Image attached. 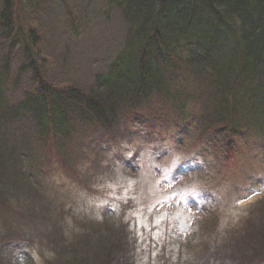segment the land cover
Listing matches in <instances>:
<instances>
[{"label": "rangeland", "instance_id": "obj_1", "mask_svg": "<svg viewBox=\"0 0 264 264\" xmlns=\"http://www.w3.org/2000/svg\"><path fill=\"white\" fill-rule=\"evenodd\" d=\"M105 2L30 1L44 43L35 67L49 82L56 74L61 89L75 87L87 94L95 89V79L108 73L124 48L125 22L118 12L106 22ZM15 4L20 17L14 27L17 40L7 67L0 53V70L5 66L8 78L6 84L0 77V86L11 87L15 80L19 86L12 95L5 93L3 114L18 102L13 97L21 100L31 82L30 73L22 75L20 69V51L31 44L26 17L30 7L26 2ZM176 76L205 88L187 70ZM173 109L163 100L142 112L152 122L163 118L167 123L176 117ZM11 123H0V148L4 153L5 147L18 148L23 157L25 151L27 159L19 172L32 174L24 184L26 192L20 191L23 204L14 206V212L0 207V248L8 238L14 240L6 244L8 251L2 249L7 259L13 251L18 264H59L74 249L70 242L92 247L96 240L88 238L93 229L109 226L114 228L109 233L114 235L111 246H124L115 264H204L212 261L209 249L215 250L218 263L245 264L247 255L236 261L232 257L243 252L244 246L237 251L243 235L259 228L264 206L262 152L252 149L227 162L173 127L150 130L121 124L106 131L82 128L84 133L56 145L50 138L39 139L32 125ZM192 163L200 173H189ZM5 168L16 170L12 163ZM41 193L44 199L38 198ZM46 211L49 219L41 216ZM252 260L251 264H261L264 257Z\"/></svg>", "mask_w": 264, "mask_h": 264}, {"label": "trees", "instance_id": "obj_2", "mask_svg": "<svg viewBox=\"0 0 264 264\" xmlns=\"http://www.w3.org/2000/svg\"><path fill=\"white\" fill-rule=\"evenodd\" d=\"M18 1L30 7L26 17L31 44L29 50L20 51V69L24 71L22 75L30 73L31 82L23 99L13 97L18 102L10 105L5 114L0 109V123L14 125L21 121L22 126L32 125L39 139L50 138L55 144L71 139L77 132L84 133L82 128L106 131L115 124L150 130L173 127L181 136L197 139L205 150L219 154L227 162L252 149L264 154V0H106V22H112L116 12L124 19V48L108 73L99 75L95 89L87 94L75 87L61 89L56 74L49 82L35 67L44 43L39 36L42 27L33 20L31 0H0V53L5 56L0 57L5 66L12 62L11 57L8 63L9 54L17 40L14 27L20 19L15 9ZM5 66L0 77L8 84ZM184 70L202 81L205 88L177 78L176 74ZM17 83L15 80L13 86L3 89L0 86V105L5 93L17 92ZM163 100L171 103L176 117L167 123L163 118L152 122L142 112L143 107L147 109ZM132 122L135 123L129 124ZM1 149L0 207L14 212L20 202L23 204L20 191L26 192L24 184L32 172H19L27 159L25 151L23 157L18 148L9 151L5 147V153ZM9 163L16 170L8 172L5 166ZM192 165L195 167L190 174L197 170V165ZM12 198L15 199L10 201ZM38 198L44 199L45 195L41 193ZM41 216L49 219L47 211ZM259 218V228L243 235L238 250L233 246L239 252L244 246L238 257H232L234 261L242 255L248 256L242 259L245 264H251L252 258L263 259L264 206ZM113 231L109 226L103 230L94 228L88 238L96 240L92 247L70 242L74 249L59 264H115L124 246H111L114 235L109 233ZM13 242L8 238L5 248H0V264H18L13 251L8 259L2 251ZM209 251L212 261L204 264H223L218 263L215 250Z\"/></svg>", "mask_w": 264, "mask_h": 264}]
</instances>
